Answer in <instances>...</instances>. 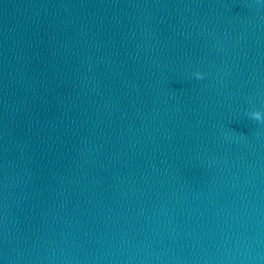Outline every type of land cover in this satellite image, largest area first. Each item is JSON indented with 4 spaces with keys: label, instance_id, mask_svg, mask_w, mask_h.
I'll list each match as a JSON object with an SVG mask.
<instances>
[{
    "label": "water",
    "instance_id": "obj_1",
    "mask_svg": "<svg viewBox=\"0 0 264 264\" xmlns=\"http://www.w3.org/2000/svg\"><path fill=\"white\" fill-rule=\"evenodd\" d=\"M0 264H264V0H0Z\"/></svg>",
    "mask_w": 264,
    "mask_h": 264
},
{
    "label": "clouds",
    "instance_id": "obj_2",
    "mask_svg": "<svg viewBox=\"0 0 264 264\" xmlns=\"http://www.w3.org/2000/svg\"><path fill=\"white\" fill-rule=\"evenodd\" d=\"M196 76L199 78V77L201 76V73L197 72V73H196ZM251 115H252L254 118H256V119H260V117H261V114H260V113H257V112H253V113H251Z\"/></svg>",
    "mask_w": 264,
    "mask_h": 264
}]
</instances>
